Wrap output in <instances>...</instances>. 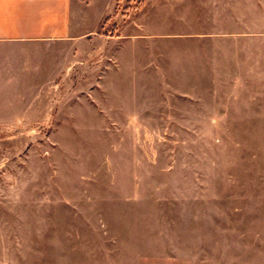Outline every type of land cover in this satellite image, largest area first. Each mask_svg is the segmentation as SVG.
<instances>
[{"label": "rangeland", "instance_id": "rangeland-1", "mask_svg": "<svg viewBox=\"0 0 264 264\" xmlns=\"http://www.w3.org/2000/svg\"><path fill=\"white\" fill-rule=\"evenodd\" d=\"M196 10L115 0L97 43L50 45L49 123L17 126L0 175V264H197L228 243L264 257V121L205 122L197 26L213 13Z\"/></svg>", "mask_w": 264, "mask_h": 264}, {"label": "crops", "instance_id": "crops-1", "mask_svg": "<svg viewBox=\"0 0 264 264\" xmlns=\"http://www.w3.org/2000/svg\"><path fill=\"white\" fill-rule=\"evenodd\" d=\"M114 6L115 0H0V175L7 173L10 157H16L10 143L18 137L17 126L49 123L50 45L97 43ZM196 8L198 21L201 14L213 13L208 33L201 21L197 26L205 122L264 121V0H196ZM107 42L119 46V55L142 45ZM117 54L105 53L106 62H115ZM137 54L122 59L141 65ZM252 185L258 186L252 195L258 194L264 215V177ZM218 248L221 254L213 244L205 255L202 247L197 264H264V257L237 258L236 250L245 245Z\"/></svg>", "mask_w": 264, "mask_h": 264}]
</instances>
